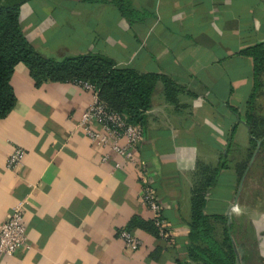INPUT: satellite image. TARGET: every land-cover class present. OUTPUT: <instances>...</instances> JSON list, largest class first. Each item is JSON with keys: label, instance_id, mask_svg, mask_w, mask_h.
<instances>
[{"label": "crops", "instance_id": "obj_1", "mask_svg": "<svg viewBox=\"0 0 264 264\" xmlns=\"http://www.w3.org/2000/svg\"><path fill=\"white\" fill-rule=\"evenodd\" d=\"M129 1L131 16L114 0H21L18 18L41 53L100 52L176 82L173 99L155 83L139 144L173 238L151 229L137 169L111 150L102 159L107 146L77 124L92 91L72 79L36 81L19 61L10 76L14 104L0 117V220L24 200L28 246L0 252V264H176L187 259L196 187L218 233L227 223L239 258L246 246L248 264H264V199L258 206L249 199L264 175V136L237 193L238 167L252 146L245 114L254 61L244 49L264 41V0ZM239 124L242 144L234 140ZM16 147L24 153L9 168ZM120 227L141 244L125 245Z\"/></svg>", "mask_w": 264, "mask_h": 264}, {"label": "trees", "instance_id": "obj_2", "mask_svg": "<svg viewBox=\"0 0 264 264\" xmlns=\"http://www.w3.org/2000/svg\"><path fill=\"white\" fill-rule=\"evenodd\" d=\"M21 0L0 4V117L13 106L15 93L10 83L14 65L22 61L36 81L86 79L91 81L108 106L122 112L128 121L143 122L145 109L150 107L155 83L161 80L165 95L173 99L176 82L164 73L140 71L118 65L110 56L94 51L50 56L38 51L25 36L20 24ZM120 11L131 16L134 9L129 0H114ZM244 51L254 61V85L248 99L245 121L251 134L252 146L239 164L241 176L257 138L264 136V110L254 99L264 89V41L257 42ZM260 104V105H259ZM264 105V104H263ZM235 110V108H233ZM205 196L202 187H196L191 198V215L186 244L187 259H176V264H248L249 250L245 246L241 258L227 223L218 233L212 216L204 212ZM151 229L156 228L151 220ZM242 259V260H241Z\"/></svg>", "mask_w": 264, "mask_h": 264}, {"label": "built area", "instance_id": "obj_3", "mask_svg": "<svg viewBox=\"0 0 264 264\" xmlns=\"http://www.w3.org/2000/svg\"><path fill=\"white\" fill-rule=\"evenodd\" d=\"M84 88L90 89L93 100L82 109L77 124L82 127L85 134L96 144L107 146L102 159L109 157V151L122 156L126 162L132 164L138 171L140 182V201L151 211V220L158 236L168 240L173 238V229L169 220L162 212V203L158 197L155 186L148 176L146 165L139 155V144L143 137L141 123L131 122L126 116L110 106L99 97L95 85L86 79H75ZM97 123V126L94 123ZM121 139H124L121 142ZM24 150L14 148L7 156L6 165L15 168L20 162ZM233 204L232 208H236ZM25 202L20 200L14 204L9 215L0 220V252L12 253L18 247L28 246L26 224L23 220ZM118 237L125 245L136 247L142 242L130 228L120 227Z\"/></svg>", "mask_w": 264, "mask_h": 264}, {"label": "rangeland", "instance_id": "obj_4", "mask_svg": "<svg viewBox=\"0 0 264 264\" xmlns=\"http://www.w3.org/2000/svg\"><path fill=\"white\" fill-rule=\"evenodd\" d=\"M260 103H262V102H260ZM260 109L261 110H264V105L263 104H262V107L260 106ZM238 128H241L242 131L241 132L238 131L236 133V135H235L236 137L234 138V140L236 142H239V143L242 144L244 142V139H245V129H244L243 125H241V124H239V127ZM257 141H258V138L256 139L255 145H257ZM258 175H259V173H258ZM262 176H264V175H260L259 179H255V182L252 184V186H254V188H252L251 193L249 194V199L256 206H258L259 203H263L262 202L263 201L262 199H264V188H263L264 187V180H263V177ZM245 199H246V197H245ZM256 264H262V263L257 262Z\"/></svg>", "mask_w": 264, "mask_h": 264}, {"label": "water", "instance_id": "obj_5", "mask_svg": "<svg viewBox=\"0 0 264 264\" xmlns=\"http://www.w3.org/2000/svg\"><path fill=\"white\" fill-rule=\"evenodd\" d=\"M12 1H15V0H0V4H1V3H6V2H12ZM259 145H260V139H258V141H257V145H255V147H254V149H253V152H252V154H251V156H250V158H249V161H248V163H247V165H246V167H245V169H244V171H243V173H242V175H241V177H240V180H239V183H238L239 186H238L237 193L239 192V190H240L241 187H242V181H243V179H244V177H245V174H246V172H247V169H248V167H249L251 161H252L253 158H254V155H255L256 151H257L258 148H259ZM229 211H230V209L227 210L228 213H229ZM228 222H229V218H228Z\"/></svg>", "mask_w": 264, "mask_h": 264}]
</instances>
